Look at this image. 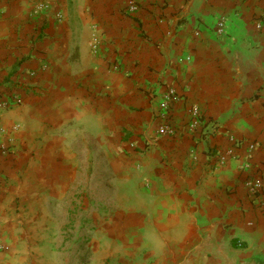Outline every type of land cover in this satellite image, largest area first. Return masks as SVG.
I'll return each instance as SVG.
<instances>
[{
    "label": "crops",
    "instance_id": "crops-1",
    "mask_svg": "<svg viewBox=\"0 0 264 264\" xmlns=\"http://www.w3.org/2000/svg\"><path fill=\"white\" fill-rule=\"evenodd\" d=\"M130 2L0 0V264H264V0Z\"/></svg>",
    "mask_w": 264,
    "mask_h": 264
},
{
    "label": "built area",
    "instance_id": "built-area-1",
    "mask_svg": "<svg viewBox=\"0 0 264 264\" xmlns=\"http://www.w3.org/2000/svg\"><path fill=\"white\" fill-rule=\"evenodd\" d=\"M46 8V6L44 4H37L34 8V13L38 14L41 11H43ZM127 11L129 14H136L139 11V5H138V0H131V2L129 3L128 7H127ZM59 19H62L61 15H58ZM217 29L219 32H222L225 29V22L224 21H220L217 25ZM199 35V32L196 33V36ZM93 49L96 51L98 49V43H94L93 45ZM181 62L183 60H180ZM31 77H34L35 74L31 73L30 74ZM176 99V92L175 90L171 89L169 90V92L166 95L165 101L162 104V108L164 110L165 113L168 112L169 109V103L170 101ZM22 100L20 99V97L17 94H14L11 98H4L2 100H0V113L9 109H12L13 107L19 106L21 105ZM191 120L188 123V126L190 129H196L197 127H199L201 125V123L203 122L202 120V116L200 113V110L197 107H192L191 110ZM159 134L162 136H169V137H175V136H179L181 135V132H179L178 129H176L175 127H173L169 121H165V123L159 127ZM254 149V146H251V150ZM9 150V147L7 146H3L2 147V151L4 153H7ZM233 151L232 150H228L225 153H222L219 156V163L221 165L225 164L227 162V160L232 156ZM249 167L248 165L244 166ZM247 189L250 193L252 194H257V193H261L262 191V183L258 178H255L253 180H250L247 182ZM261 208L264 210V199L261 200L260 203Z\"/></svg>",
    "mask_w": 264,
    "mask_h": 264
},
{
    "label": "rangeland",
    "instance_id": "rangeland-1",
    "mask_svg": "<svg viewBox=\"0 0 264 264\" xmlns=\"http://www.w3.org/2000/svg\"><path fill=\"white\" fill-rule=\"evenodd\" d=\"M104 173L103 172H100V173H97V182H96V190H97V194L100 195L102 194L101 191L103 190L101 187H100V182L101 180L104 178L103 177ZM82 195H84L83 192H81Z\"/></svg>",
    "mask_w": 264,
    "mask_h": 264
}]
</instances>
